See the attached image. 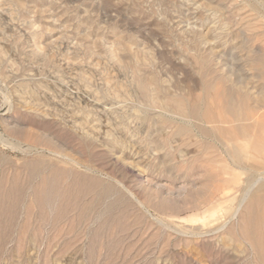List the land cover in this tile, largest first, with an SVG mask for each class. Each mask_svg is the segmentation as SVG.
I'll return each mask as SVG.
<instances>
[{"label":"rangeland","instance_id":"1","mask_svg":"<svg viewBox=\"0 0 264 264\" xmlns=\"http://www.w3.org/2000/svg\"><path fill=\"white\" fill-rule=\"evenodd\" d=\"M263 57L253 0H0V264H255L192 109L264 96Z\"/></svg>","mask_w":264,"mask_h":264},{"label":"bare ground","instance_id":"2","mask_svg":"<svg viewBox=\"0 0 264 264\" xmlns=\"http://www.w3.org/2000/svg\"><path fill=\"white\" fill-rule=\"evenodd\" d=\"M253 1L256 5L260 6L264 10V0ZM260 58H262L261 55ZM256 65H258L259 68V77L264 81V57L263 59H259ZM257 90H252L250 87H245L244 91L242 92L239 105L235 102L237 99L240 100V97H238L236 100L233 98L235 102L230 97H228L230 95L224 98V100L222 99L223 101H221L223 103L221 104L222 109H224V116L219 118L217 117L218 119L216 120H212L209 116L210 108L208 106L205 108H200V103H197L198 100L195 102L197 104L194 103L192 112L196 115H202L201 117L205 119L206 124L207 122L211 123L212 130L219 131L223 136V140L221 141L222 147H224L223 155H225V166L230 169H234L235 174L244 173L246 175V187H243V194L233 207L229 206L227 209H224V221L219 222V217H216L217 205L222 204L221 202H218L217 204L209 205L206 210H204L205 216L207 218L205 224L207 223V225L211 227L210 229L213 231L212 235L215 236L217 235V232H221V230H223L227 224L233 221V225L231 224L230 228L225 233L226 239L231 241L233 234L236 233L245 239L249 245L248 247L252 249L254 258L252 259L255 260V264H264V124H262L264 118V110H262L264 108V96L260 98L262 90ZM216 93H218V91ZM219 94L222 93L219 92ZM222 95L221 98H223ZM192 117L194 118V116ZM211 135H213V132ZM237 139H241L243 142L238 143ZM232 178V181L235 183V177ZM229 192V186L228 188L221 190L218 201L225 199ZM202 229H204V227ZM202 231L204 232V230ZM202 231L201 233H203ZM193 232L198 233L199 230L198 232L196 230ZM209 235H211V232ZM217 237L219 238V236ZM228 247L229 246L227 243L226 248ZM235 252L237 253V251Z\"/></svg>","mask_w":264,"mask_h":264}]
</instances>
